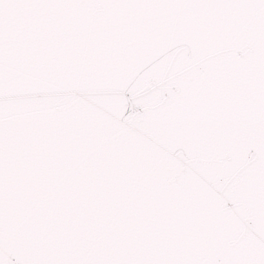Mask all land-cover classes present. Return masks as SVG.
<instances>
[{
	"label": "snow or ice",
	"instance_id": "snow-or-ice-1",
	"mask_svg": "<svg viewBox=\"0 0 264 264\" xmlns=\"http://www.w3.org/2000/svg\"><path fill=\"white\" fill-rule=\"evenodd\" d=\"M152 12L194 21L199 92L180 52L148 94L90 75L96 14ZM0 264H264V0H0Z\"/></svg>",
	"mask_w": 264,
	"mask_h": 264
},
{
	"label": "water",
	"instance_id": "water-1",
	"mask_svg": "<svg viewBox=\"0 0 264 264\" xmlns=\"http://www.w3.org/2000/svg\"><path fill=\"white\" fill-rule=\"evenodd\" d=\"M108 25L107 36L98 53V61L90 75L104 83L110 93L127 91L131 96L148 94L160 88L169 78L167 66L177 52L182 53L186 70L178 74L174 83L180 92L191 89L193 93L205 87V76L211 70L207 61L193 63L191 57L198 53L199 43L193 27L194 21L181 12H152L127 14H101ZM249 53L247 44H240L232 50L235 61ZM58 91L46 85L6 88L5 98L15 99L21 95L41 96ZM81 95L79 89L76 90ZM162 100L163 97L159 96ZM106 119H118L116 112L108 104L99 105ZM39 118L38 110L28 113ZM9 119L15 121L17 113L12 112ZM238 222L248 230L255 224L251 214L240 215Z\"/></svg>",
	"mask_w": 264,
	"mask_h": 264
}]
</instances>
